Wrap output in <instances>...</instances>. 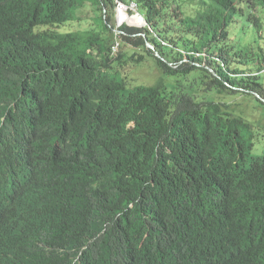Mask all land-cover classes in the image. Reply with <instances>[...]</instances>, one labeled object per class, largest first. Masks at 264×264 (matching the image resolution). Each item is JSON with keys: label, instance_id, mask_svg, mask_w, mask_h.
<instances>
[{"label": "trees", "instance_id": "obj_1", "mask_svg": "<svg viewBox=\"0 0 264 264\" xmlns=\"http://www.w3.org/2000/svg\"><path fill=\"white\" fill-rule=\"evenodd\" d=\"M261 14L264 0H0V264H264V149L202 94L262 97L229 35L238 15L260 33ZM148 66L156 81L138 82Z\"/></svg>", "mask_w": 264, "mask_h": 264}, {"label": "rangeland", "instance_id": "obj_2", "mask_svg": "<svg viewBox=\"0 0 264 264\" xmlns=\"http://www.w3.org/2000/svg\"><path fill=\"white\" fill-rule=\"evenodd\" d=\"M254 13L257 15V9H255ZM77 14L81 16L83 15V20L92 17V11L88 4L86 5V8L78 11ZM124 14L126 15V12ZM130 14V16H132L133 12L131 11ZM115 19L119 20V13L117 10H115ZM91 21L92 20L74 22L65 26L62 30L71 31L76 29H86L92 25ZM261 25L262 27L260 29V33H257V30L254 28V26L246 27L245 16L238 15L236 21H234L229 27V35L231 39L230 44L236 45L237 42H241V45L244 47V49H247L248 51L247 58H244V63H246L250 69H247V71L244 72L245 75H247V77L256 76L258 78V82L262 85L264 90V71L257 73L255 66L251 64L255 61L249 60L252 55L254 59H257L264 54V16L262 14ZM110 27L112 28V26ZM133 28L139 27L133 26ZM114 30L117 32L115 27ZM120 49L126 53L129 50L125 46H120ZM237 59V61H240L239 58ZM220 66H222V64H220ZM224 67L225 66H223V68ZM234 67L241 68L238 66V62H233L232 68ZM134 69L135 67H133V70ZM133 77H135L138 82H146L147 84H153L156 81V75L152 72L149 66L147 68L140 67ZM202 94L207 98L212 99L215 103H218L217 105L220 106L222 111H226L232 116L235 115V117H240L248 126V128L239 129L241 136H243L245 140L251 138L256 149L257 147L264 149V93L261 95V98L253 93L243 91L230 95L225 93L224 96H222V94L218 95L216 93ZM255 148L253 147L248 151V156L252 157L261 155V152Z\"/></svg>", "mask_w": 264, "mask_h": 264}, {"label": "built area", "instance_id": "obj_3", "mask_svg": "<svg viewBox=\"0 0 264 264\" xmlns=\"http://www.w3.org/2000/svg\"><path fill=\"white\" fill-rule=\"evenodd\" d=\"M127 9V7H125L124 5H122L121 3H117V11L118 12H125ZM130 9L134 12V13H137V8H136V5L131 3L130 5Z\"/></svg>", "mask_w": 264, "mask_h": 264}, {"label": "water", "instance_id": "obj_4", "mask_svg": "<svg viewBox=\"0 0 264 264\" xmlns=\"http://www.w3.org/2000/svg\"><path fill=\"white\" fill-rule=\"evenodd\" d=\"M137 15H139L142 19H143V17L139 14V13H137ZM126 16V15H125ZM146 26V21L143 19V27H145ZM141 28V27H140ZM146 47L148 48V49H150L151 51H154V48L151 46V45H149L148 43H146ZM155 56H158V54L157 53H155ZM258 96V95H257Z\"/></svg>", "mask_w": 264, "mask_h": 264}, {"label": "bare ground", "instance_id": "obj_5", "mask_svg": "<svg viewBox=\"0 0 264 264\" xmlns=\"http://www.w3.org/2000/svg\"><path fill=\"white\" fill-rule=\"evenodd\" d=\"M122 12H119V19H121V18H123L124 17V13H122ZM146 41V40H145ZM146 43V42H145Z\"/></svg>", "mask_w": 264, "mask_h": 264}, {"label": "clouds", "instance_id": "obj_6", "mask_svg": "<svg viewBox=\"0 0 264 264\" xmlns=\"http://www.w3.org/2000/svg\"><path fill=\"white\" fill-rule=\"evenodd\" d=\"M116 10H117V7H116ZM127 10H128V9H127ZM127 10H126L125 12H127ZM131 11H132V10H131ZM125 12H123V13H125ZM132 12H133V11H132ZM118 13H119V12H118ZM137 13H138V12H137ZM137 13H136V14H137ZM133 14H134V12H133Z\"/></svg>", "mask_w": 264, "mask_h": 264}]
</instances>
